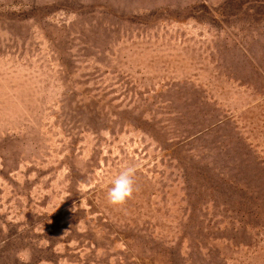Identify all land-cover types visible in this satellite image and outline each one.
I'll return each mask as SVG.
<instances>
[{
  "label": "rangeland",
  "instance_id": "obj_1",
  "mask_svg": "<svg viewBox=\"0 0 264 264\" xmlns=\"http://www.w3.org/2000/svg\"><path fill=\"white\" fill-rule=\"evenodd\" d=\"M41 261L264 264V0H0V264Z\"/></svg>",
  "mask_w": 264,
  "mask_h": 264
},
{
  "label": "clouds",
  "instance_id": "obj_2",
  "mask_svg": "<svg viewBox=\"0 0 264 264\" xmlns=\"http://www.w3.org/2000/svg\"><path fill=\"white\" fill-rule=\"evenodd\" d=\"M137 170L135 164L122 167L107 191L106 200L109 205L122 206L133 196L137 190L135 181ZM41 264H50V262L41 261Z\"/></svg>",
  "mask_w": 264,
  "mask_h": 264
}]
</instances>
